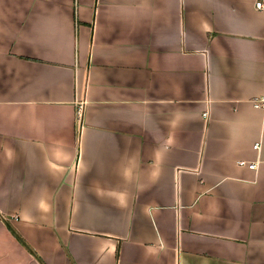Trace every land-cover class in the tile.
Returning <instances> with one entry per match:
<instances>
[{
  "label": "crops",
  "instance_id": "obj_1",
  "mask_svg": "<svg viewBox=\"0 0 264 264\" xmlns=\"http://www.w3.org/2000/svg\"><path fill=\"white\" fill-rule=\"evenodd\" d=\"M256 2L0 0V264H264Z\"/></svg>",
  "mask_w": 264,
  "mask_h": 264
},
{
  "label": "built area",
  "instance_id": "obj_2",
  "mask_svg": "<svg viewBox=\"0 0 264 264\" xmlns=\"http://www.w3.org/2000/svg\"><path fill=\"white\" fill-rule=\"evenodd\" d=\"M255 5H256V8H257L259 11H261V12L264 13V0H257V2H256ZM84 104H85L84 100H80V101L78 102V107H77V119H78L79 124L81 123L82 118H83ZM254 104H255L256 106H258V107H264V97L254 99ZM254 147H255V148H259V145H258V144H255ZM240 163H242V164H244V163L247 164V162H244V161H242V162H240ZM248 165H249V167H251V168H254V166H255V164H253V163L248 164Z\"/></svg>",
  "mask_w": 264,
  "mask_h": 264
},
{
  "label": "trees",
  "instance_id": "obj_3",
  "mask_svg": "<svg viewBox=\"0 0 264 264\" xmlns=\"http://www.w3.org/2000/svg\"><path fill=\"white\" fill-rule=\"evenodd\" d=\"M7 226L9 227V229L11 230V232L13 233V235L24 245V246H26V248L30 251V252H32L35 256H37L36 255V253H35V251L27 244V242L25 241V239L15 230V228H13L12 226H11V224L10 223H7ZM41 262H42V260L41 259H39Z\"/></svg>",
  "mask_w": 264,
  "mask_h": 264
}]
</instances>
